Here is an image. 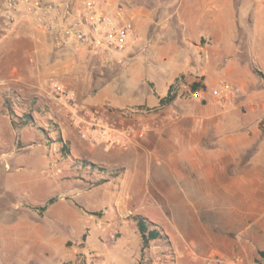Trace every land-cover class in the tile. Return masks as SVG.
Returning a JSON list of instances; mask_svg holds the SVG:
<instances>
[{
	"label": "crops",
	"instance_id": "crops-1",
	"mask_svg": "<svg viewBox=\"0 0 264 264\" xmlns=\"http://www.w3.org/2000/svg\"><path fill=\"white\" fill-rule=\"evenodd\" d=\"M124 1L139 39L123 57H130L120 73L128 81L123 97L112 80L119 76L116 62L106 69L94 52L60 45L56 36L31 21L0 25V175L24 169L13 162L35 144L31 131L41 129L38 113L44 112L46 119H58L57 137L71 147L69 155L51 153L48 164L54 176H47L67 180L69 191L77 195L94 192L95 203L84 210L87 218L76 240L84 244L79 246L45 226L53 204L42 191L45 179L39 187L32 181L39 204L6 193L5 207L29 212L32 218L0 236L1 264L139 263L143 241L134 217L161 225L151 210L161 199L192 208V227L177 228L183 244L169 237L174 257L169 264H264L258 262L264 251V0H157V7L150 4L153 0ZM119 5L112 0L109 12L117 15ZM258 48V53L252 50ZM42 64L52 66L42 71ZM59 74L74 84L68 86L80 103L89 77L97 93L89 87L94 97L88 105H131L134 113L127 120L148 130L127 139L125 147L107 146L108 137L97 144L73 143L62 131L73 128L68 118L52 105H47L48 113L46 105L36 102L42 81L62 83ZM103 75L106 90L98 85ZM223 83L239 90L233 101L212 95ZM197 90L202 91L199 99L191 96ZM168 95L172 99L162 102ZM109 119L115 123L118 114L111 112ZM37 144L52 147L47 138ZM108 149L112 162L96 154ZM92 156L98 157L93 164L107 166L108 174L90 176L84 162H92ZM80 167L87 178L78 176ZM23 225L27 231L22 233ZM129 227L133 233L127 232ZM160 244L164 246L159 239L151 241V249L159 250ZM22 246L28 247L26 254Z\"/></svg>",
	"mask_w": 264,
	"mask_h": 264
},
{
	"label": "rangeland",
	"instance_id": "rangeland-1",
	"mask_svg": "<svg viewBox=\"0 0 264 264\" xmlns=\"http://www.w3.org/2000/svg\"><path fill=\"white\" fill-rule=\"evenodd\" d=\"M121 2L126 3L124 0H121ZM140 2V1H138ZM150 4H152L154 7H157L158 1L153 0L149 1ZM163 2V1H162ZM5 6V0H0V25H6V21L3 17V10ZM126 8H129V4L126 3ZM254 52L259 51L258 49H252ZM130 57H125L124 62H129ZM123 62V63H124ZM264 62V61H263ZM123 63L118 64L117 63V74L119 75L118 78L112 79L114 84H116L115 90L117 91L118 95L120 97L124 96L125 90H127L128 87V81L122 76L120 73L123 69ZM105 68L107 69L108 63H103ZM52 64H42L40 65L42 71L46 68L50 69ZM255 67V64H254ZM59 77H56L59 81L62 83H65L67 86L74 87V84L71 82H68L67 79H64L60 74L58 75ZM89 78V77H88ZM85 81L84 87L86 86V92L82 96V100L84 104H87L89 101V98H93V95H90L91 91H89V87L93 88V93H97V89L94 88L95 83L90 86V83L92 82L90 79ZM106 76H102L101 80L98 82V85H101L102 89L104 88L105 90L108 89V81H107ZM51 81L49 82L43 80L42 85L38 89V94L36 95V102L39 105H51L53 107L52 110H57L61 114L65 115V110L66 107L62 103V101L54 99L51 96ZM100 89V90H102ZM89 94V95H88ZM108 94V93H107ZM106 94V95H107ZM88 105V104H87ZM57 106V107H55ZM128 107H122L118 108L117 106L111 104L110 101H107L103 105H98V107H106L109 109L112 113H115L116 110L123 109V108H130ZM48 109L46 108L48 113L50 112L49 106H47ZM137 107V105H135ZM44 114V112L42 113ZM38 113V124H40L41 129H38L34 127L35 129L31 131V137L33 142L35 144L31 146L30 148H27L25 151L21 152L19 155L20 159H15L13 162V165L16 166L15 164L19 166H23L24 169H22L21 172H17L16 170L13 171H8L4 172V175H0V184L2 185L4 183V190L0 188V236L3 235L4 233H11V227H17L19 226L20 221H28V218H32V215L29 214V212L26 211H16L13 208H7V206H4L5 199H7L8 194L10 193L11 195L18 196L19 199L23 200H29L31 203H36L39 204L41 201L37 196V193H34L35 189H33L32 186V181L36 183V185H41L40 180L45 179V183L42 185L43 188V194L46 196L51 197L54 199V202L52 205H50V218L47 220L45 223V226L48 228L53 233H61L65 236H68L72 239V241L75 242L78 239V237L81 236L82 232V221L83 219L87 218V215L84 214V210H91L94 207V202H93V196L94 192H88L85 194H75L69 191L71 188L70 185H68L67 180H59L58 182H55L54 180H51L48 175H53L54 176V171L51 170L50 165L48 164L49 161H51V153L53 154H60V155H69L71 154V147L69 142L67 143H62L64 137L58 138V130L60 129V124L58 122V119L53 115L52 120L46 119V115H43ZM43 117V118H42ZM45 119V121H44ZM56 121V122H55ZM50 123V124H49ZM45 125V126H44ZM61 130V129H60ZM62 131L64 134H67L72 142H76L79 144V146L84 145L83 139H81L76 131L73 128H67V126L62 127ZM49 134L53 137V139H50ZM39 138H47L50 144H52L51 148L49 146L43 147L39 143ZM65 146V149L63 147ZM72 155L76 158V148L73 146L72 147ZM99 153L98 155L105 158L104 160L106 162H112L110 160V157L112 156V151L111 149L106 150H98L96 154ZM92 162H84V166L89 170L90 176L94 172H103L107 173L106 171H109L107 166H104L103 164L97 165L93 164L95 163L96 160H98V157L92 156L89 158ZM18 162V163H17ZM15 163V164H14ZM13 166V167H14ZM80 170L77 171L78 176L85 177L87 178L88 174L83 175L82 168H79ZM105 170V171H102ZM45 171V173H44ZM87 172V171H86ZM108 174V173H107ZM46 177V178H45ZM96 177V176H95ZM4 179V182H3ZM31 182V184H30ZM73 182V181H72ZM64 200H61V199ZM104 202H101L103 204ZM158 204H160V207H158ZM149 205V203H148ZM155 207H152L151 210L157 212V216L162 220L160 223L161 225H158V227L163 230L164 238L166 239H159L161 242H163L164 246L161 245V248L157 250L156 248L151 249V245L149 246V250L146 248L145 252L141 251L138 259H140L139 263L136 264H153L152 261H155V259L163 256V254L167 253L166 259L171 261L172 258V253H170V250H168V243L169 237L171 242L173 243V240L177 242V244H180L183 242L180 241L179 236L177 234V228H182L187 226L192 227V221H188V217L192 218V208H188L182 204V202H174V201H169L168 199L164 200L161 199L158 202L154 203ZM53 212V213H52ZM136 222V220H135ZM24 226V225H23ZM125 229V228H124ZM127 232L133 233L130 229L128 228ZM126 230V229H125ZM123 230V231H125ZM22 233L24 231H27V227H22L20 230ZM93 232V231H92ZM136 232V230H135ZM136 239L139 238L138 233H134ZM115 235V234H114ZM116 236V235H115ZM118 236V235H117ZM71 242V243H74ZM124 241H121L122 245L120 248H125L124 246ZM82 246L84 244V240L81 239L77 242L76 245ZM131 248V247H130ZM151 249V250H150ZM2 240H0V264H1V258H2ZM28 250L27 246H22L21 248V253L26 254ZM182 253L184 254L185 251L182 249ZM187 260H190L188 256H185ZM141 258H144V260H141ZM171 259V260H170ZM23 264V263H21ZM169 264V263H168Z\"/></svg>",
	"mask_w": 264,
	"mask_h": 264
},
{
	"label": "built area",
	"instance_id": "built-area-1",
	"mask_svg": "<svg viewBox=\"0 0 264 264\" xmlns=\"http://www.w3.org/2000/svg\"><path fill=\"white\" fill-rule=\"evenodd\" d=\"M112 0H5L3 17L9 24H25L31 21L44 33L56 36L60 45H70L97 54L105 63L124 62V54L139 39L132 19L126 16L124 4L119 0L117 15L109 12ZM237 87L223 83L212 95L221 102L233 101ZM51 94L66 107L65 116L77 135L92 144L99 138L108 137L107 146L125 147L126 140L141 136L148 127L135 120H127L132 108L116 110L118 121L110 122L111 111L79 102L78 94L71 87L53 82ZM193 98L202 97L197 90ZM127 120V121H125ZM97 135H91V132ZM144 260V258H141ZM163 255L153 264H168Z\"/></svg>",
	"mask_w": 264,
	"mask_h": 264
},
{
	"label": "trees",
	"instance_id": "trees-1",
	"mask_svg": "<svg viewBox=\"0 0 264 264\" xmlns=\"http://www.w3.org/2000/svg\"><path fill=\"white\" fill-rule=\"evenodd\" d=\"M240 34H243L245 36V38H248V33L245 32H241ZM248 49H246L247 51ZM195 90L197 89L196 87H194ZM172 99V97L170 95H168L165 99L162 100V102H169ZM63 149H65V146L63 147ZM54 199H50L49 204L53 203ZM45 208V207H44ZM43 208V209H44ZM134 219L136 220L137 226L139 228V231L141 233L142 236V241H143V246H142V250H146V248L148 249L150 246V242L153 240H157V239H166L164 238V234L163 231L158 227V225L146 220L143 217L140 216H136L134 217ZM259 258L258 262L261 263L264 261V251H261L259 253Z\"/></svg>",
	"mask_w": 264,
	"mask_h": 264
}]
</instances>
